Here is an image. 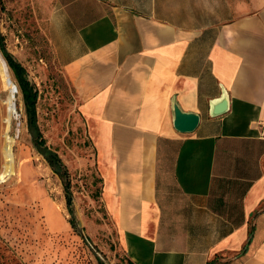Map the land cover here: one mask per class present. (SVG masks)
I'll use <instances>...</instances> for the list:
<instances>
[{"label": "crops", "instance_id": "obj_1", "mask_svg": "<svg viewBox=\"0 0 264 264\" xmlns=\"http://www.w3.org/2000/svg\"><path fill=\"white\" fill-rule=\"evenodd\" d=\"M60 3L51 37L122 252L264 264V0ZM175 106L200 116L194 133Z\"/></svg>", "mask_w": 264, "mask_h": 264}, {"label": "rangeland", "instance_id": "obj_2", "mask_svg": "<svg viewBox=\"0 0 264 264\" xmlns=\"http://www.w3.org/2000/svg\"><path fill=\"white\" fill-rule=\"evenodd\" d=\"M0 29L8 51L38 89L39 127L47 149L37 148L17 82L10 122L16 174L0 184V264H127L103 198L96 148L76 108L51 37L60 0H2ZM9 91L0 78V171ZM57 152L71 178L77 229L70 225L63 180L45 159Z\"/></svg>", "mask_w": 264, "mask_h": 264}, {"label": "trees", "instance_id": "obj_3", "mask_svg": "<svg viewBox=\"0 0 264 264\" xmlns=\"http://www.w3.org/2000/svg\"><path fill=\"white\" fill-rule=\"evenodd\" d=\"M1 6H2V0H0V14L2 10ZM0 20H1V16H0ZM5 40L6 39H4L0 29V50L2 55H4V58L6 59L10 70H12L15 80L17 82V86L19 87L20 92L22 93V98L23 101L25 102V110H26V115L28 117L29 126L36 136L35 138L36 146L37 148L47 149V145H46L47 140L44 137L43 132H41L40 130L39 119L37 117L39 91L29 81L28 71L25 69L23 64L20 63L16 59V57L8 51ZM45 155H46L45 159L47 163L50 164L54 174L58 175L60 179L63 180L64 192L66 194L67 210H69L71 216L70 225L73 228L77 229L78 225L76 224L75 210L73 209L74 199H73V194L71 192V178L69 176L68 169L66 165L62 162L57 152L52 153L49 150H46ZM101 182L103 183L102 179ZM249 236H250L249 238V242H250L252 239V231L249 233ZM123 255L127 264H134L127 255L125 254Z\"/></svg>", "mask_w": 264, "mask_h": 264}, {"label": "bare ground", "instance_id": "obj_4", "mask_svg": "<svg viewBox=\"0 0 264 264\" xmlns=\"http://www.w3.org/2000/svg\"><path fill=\"white\" fill-rule=\"evenodd\" d=\"M0 78L3 86L8 89L9 96L6 100L8 107V119H7V129L5 135V142L2 147V170L0 171V184H3L16 174V157L13 149L14 139L11 137L10 132V122L13 116L16 115V105H15V95L19 93L16 92V86L9 70L6 61H4L2 55H0Z\"/></svg>", "mask_w": 264, "mask_h": 264}, {"label": "water", "instance_id": "obj_5", "mask_svg": "<svg viewBox=\"0 0 264 264\" xmlns=\"http://www.w3.org/2000/svg\"><path fill=\"white\" fill-rule=\"evenodd\" d=\"M18 87L16 86V92ZM228 109V99H223L220 103L215 105L212 112L215 116L223 115ZM174 128L181 133L191 134L194 133L200 123V116L183 112L178 106L174 107Z\"/></svg>", "mask_w": 264, "mask_h": 264}, {"label": "built area", "instance_id": "obj_6", "mask_svg": "<svg viewBox=\"0 0 264 264\" xmlns=\"http://www.w3.org/2000/svg\"><path fill=\"white\" fill-rule=\"evenodd\" d=\"M262 136L264 137V130H263V135Z\"/></svg>", "mask_w": 264, "mask_h": 264}]
</instances>
